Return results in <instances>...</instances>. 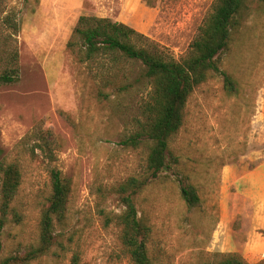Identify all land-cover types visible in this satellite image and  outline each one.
<instances>
[{
    "label": "rangeland",
    "instance_id": "374dc122",
    "mask_svg": "<svg viewBox=\"0 0 264 264\" xmlns=\"http://www.w3.org/2000/svg\"><path fill=\"white\" fill-rule=\"evenodd\" d=\"M215 1L0 0V34L8 13L20 26L19 79L0 83V162L22 172L12 210L0 221V264L38 246L53 168L71 185L66 216L55 221L50 251L19 264H73L74 255L79 264H136L118 223L125 206L116 189L130 177L148 179L134 200L150 227L151 264H219L230 253L264 262V3L252 5L218 58L238 92L229 94L217 74L193 90L156 177L147 167L149 141L121 144L145 120L150 85L104 84L101 65L80 61L68 47L80 16L108 17L180 61ZM139 69L127 71L132 80ZM34 130L52 132L53 161L39 148L32 152ZM188 184L200 197L194 207L181 194Z\"/></svg>",
    "mask_w": 264,
    "mask_h": 264
},
{
    "label": "trees",
    "instance_id": "16d2710c",
    "mask_svg": "<svg viewBox=\"0 0 264 264\" xmlns=\"http://www.w3.org/2000/svg\"><path fill=\"white\" fill-rule=\"evenodd\" d=\"M150 3L152 0H145ZM255 3L264 0H216L212 12L200 26L193 39L188 55L178 61L166 54L143 33L132 26L108 17H79L68 47L80 61L98 63L102 67L101 81L118 85V90L132 87L142 89L150 85L143 103L145 120L140 130L121 141L125 146H137L142 141L151 143L147 167L156 177L167 166L170 140L178 133L184 122L185 108L193 90L208 80L212 74L223 77L229 94L238 92L234 78L219 63V55L230 46L232 35L243 25ZM7 30L0 34V83L10 84L19 79L16 35L20 30L16 15L8 13L1 21ZM133 65L140 67L134 80L128 74ZM36 143L32 152L39 148L44 156L53 161L54 148L49 130H34ZM22 172L17 163L0 162V221L11 212L21 183ZM52 194L40 222V242L37 247L19 259L8 257L1 264L29 262L50 251L55 242V221L66 216L71 185L58 169L50 170ZM148 179L130 177L119 185L116 193L125 206L118 216L122 228L121 240L136 264H151L148 254L150 227L139 217L134 196L147 184ZM183 199L190 207L200 202L195 186L181 188ZM17 218V215H15ZM73 264H79L74 255ZM219 264H249L243 258L230 253ZM264 264V262L258 263Z\"/></svg>",
    "mask_w": 264,
    "mask_h": 264
}]
</instances>
